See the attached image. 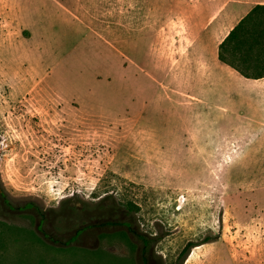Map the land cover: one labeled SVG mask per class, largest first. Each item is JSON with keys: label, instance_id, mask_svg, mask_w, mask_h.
Here are the masks:
<instances>
[{"label": "rangeland", "instance_id": "374dc122", "mask_svg": "<svg viewBox=\"0 0 264 264\" xmlns=\"http://www.w3.org/2000/svg\"><path fill=\"white\" fill-rule=\"evenodd\" d=\"M238 1L0 0V264H141L134 233L146 264L217 235L181 264H264V139L217 59Z\"/></svg>", "mask_w": 264, "mask_h": 264}, {"label": "trees", "instance_id": "16d2710c", "mask_svg": "<svg viewBox=\"0 0 264 264\" xmlns=\"http://www.w3.org/2000/svg\"><path fill=\"white\" fill-rule=\"evenodd\" d=\"M217 59L246 79L264 77V5L254 6L229 30L217 45ZM120 213L121 209L118 207L109 206L107 208L100 204L97 219L101 227L108 226L112 224L109 219L119 216ZM118 224L127 226L120 221ZM80 231L81 229L78 233ZM133 236L141 245V264H146L145 254L150 242L141 234L134 233ZM217 239L218 235L207 236L200 243L188 242L179 252L177 264H181L191 249Z\"/></svg>", "mask_w": 264, "mask_h": 264}, {"label": "crops", "instance_id": "0c3cea01", "mask_svg": "<svg viewBox=\"0 0 264 264\" xmlns=\"http://www.w3.org/2000/svg\"><path fill=\"white\" fill-rule=\"evenodd\" d=\"M235 4L237 6L235 10L231 12L230 16L236 17L241 13H243V15H241L237 19L234 25L243 16H245L254 6L264 5V0H243V1H238ZM243 6H246L245 9L242 8ZM239 9H243L242 12L239 14L235 13L240 11ZM232 71L234 72V74H237L235 79L238 82L240 81L241 83L245 84V86L248 89L246 94L239 96V103H241V105L243 106V110L240 113L242 119L237 122L238 124L237 129L241 130L245 128L246 130L251 131L253 133L252 135L256 134L258 135L259 138L262 137V139H264V77L259 79H246L240 76L234 70ZM243 121L246 122L247 127L244 126ZM233 124H235V122Z\"/></svg>", "mask_w": 264, "mask_h": 264}, {"label": "flooded vegetation", "instance_id": "af4514ba", "mask_svg": "<svg viewBox=\"0 0 264 264\" xmlns=\"http://www.w3.org/2000/svg\"><path fill=\"white\" fill-rule=\"evenodd\" d=\"M0 205H1L2 207H5L7 210H11V205H10L9 202L6 200V198L4 197V194H3L2 190H1V188H0ZM112 219H113V218H110L109 221H111V222L113 223L114 221H112ZM96 220H98V219H96ZM39 227H40V225H39V223H38V224L36 225V228L39 229ZM80 229H81V228L76 229V230L73 232V235H72L71 237L75 236L74 238H76V237L81 233V231H82V229H81L80 233H78V231H79ZM100 232H102V230H101ZM43 236L46 237V235H43Z\"/></svg>", "mask_w": 264, "mask_h": 264}, {"label": "bare ground", "instance_id": "6f19581e", "mask_svg": "<svg viewBox=\"0 0 264 264\" xmlns=\"http://www.w3.org/2000/svg\"><path fill=\"white\" fill-rule=\"evenodd\" d=\"M190 257V256H189Z\"/></svg>", "mask_w": 264, "mask_h": 264}]
</instances>
